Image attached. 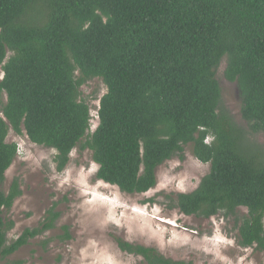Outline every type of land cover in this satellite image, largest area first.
I'll use <instances>...</instances> for the list:
<instances>
[{
	"label": "trees",
	"instance_id": "trees-1",
	"mask_svg": "<svg viewBox=\"0 0 264 264\" xmlns=\"http://www.w3.org/2000/svg\"><path fill=\"white\" fill-rule=\"evenodd\" d=\"M223 63L247 128L222 102ZM0 72V264L61 215L54 204L8 241L21 194L16 179L3 190L17 157L9 132L54 150L58 173L73 150L90 151L96 179L125 194L152 189L157 167L191 145L209 172L192 192L166 196L168 207L233 216L237 244L264 253V149L251 138L264 136V0H0ZM94 79L106 87L97 118L81 92ZM114 239L144 264H193Z\"/></svg>",
	"mask_w": 264,
	"mask_h": 264
},
{
	"label": "rangeland",
	"instance_id": "rangeland-1",
	"mask_svg": "<svg viewBox=\"0 0 264 264\" xmlns=\"http://www.w3.org/2000/svg\"><path fill=\"white\" fill-rule=\"evenodd\" d=\"M223 69L224 63L216 73L222 102L236 122L247 128L240 116L238 87L224 79ZM81 92L94 114L106 87L100 79H94ZM93 121L92 129L96 125ZM251 138L264 149L262 134ZM6 141L16 144L17 157L5 173L3 190L7 192L16 179L21 191L6 215L13 223L7 231L8 241L18 238L25 229L38 227L54 204L61 215L53 230L29 240L9 257L10 263L1 264H144L141 257L120 251L116 237L154 248L175 261L264 264L263 252L237 244L235 217L218 213L201 219L168 207L166 196L192 192L209 172V164L195 159L191 145L185 147L182 160L175 157L157 167L152 189L143 194H125L96 179L98 166L88 150H73L65 170L58 173L54 150L34 145L24 135L13 132ZM246 214L244 208L237 210L238 218ZM63 226L68 227L69 240L60 238L64 237Z\"/></svg>",
	"mask_w": 264,
	"mask_h": 264
},
{
	"label": "built area",
	"instance_id": "built-area-1",
	"mask_svg": "<svg viewBox=\"0 0 264 264\" xmlns=\"http://www.w3.org/2000/svg\"><path fill=\"white\" fill-rule=\"evenodd\" d=\"M91 116H92V117H95V118H97V117H96V113H95V112H94V114H92Z\"/></svg>",
	"mask_w": 264,
	"mask_h": 264
}]
</instances>
